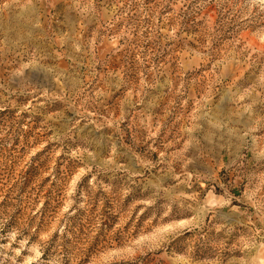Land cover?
Instances as JSON below:
<instances>
[{
    "label": "rangeland",
    "instance_id": "1",
    "mask_svg": "<svg viewBox=\"0 0 264 264\" xmlns=\"http://www.w3.org/2000/svg\"><path fill=\"white\" fill-rule=\"evenodd\" d=\"M0 264H264V0H0Z\"/></svg>",
    "mask_w": 264,
    "mask_h": 264
}]
</instances>
